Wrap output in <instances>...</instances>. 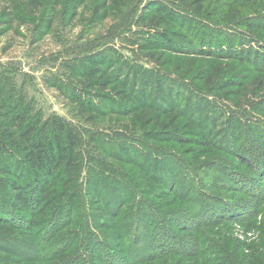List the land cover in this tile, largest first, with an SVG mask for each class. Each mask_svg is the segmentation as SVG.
Returning a JSON list of instances; mask_svg holds the SVG:
<instances>
[{"label":"trees","instance_id":"trees-1","mask_svg":"<svg viewBox=\"0 0 264 264\" xmlns=\"http://www.w3.org/2000/svg\"><path fill=\"white\" fill-rule=\"evenodd\" d=\"M110 16L145 26L132 56L160 66L75 59V124L0 75V264H264V0H98L84 20ZM167 51L206 59L175 75Z\"/></svg>","mask_w":264,"mask_h":264},{"label":"rangeland","instance_id":"rangeland-1","mask_svg":"<svg viewBox=\"0 0 264 264\" xmlns=\"http://www.w3.org/2000/svg\"><path fill=\"white\" fill-rule=\"evenodd\" d=\"M28 1L0 0V75L10 73L17 89L32 99L43 115L55 114L76 123L73 109L58 86L70 80L68 64H72L85 53L116 52L131 63L142 64L143 67L160 66L158 63L148 62L142 56L138 58L141 62L132 56L137 48L135 43L140 37L147 36L148 29L145 26H126L121 31L123 27H119L120 21L112 19L111 16L87 24L84 19L89 17L92 3L98 0H80L75 17L72 14V5L64 0L55 10L56 19L50 28L45 27L50 1L40 0L42 6L39 13H32ZM244 46L254 47L252 43L247 42ZM173 58L174 62L168 64ZM205 59L193 53L167 51L161 60L165 64L159 68L170 69L172 74L179 75L184 61H193L199 65ZM250 72L248 70V73ZM102 106L104 111H107L106 103ZM119 125L110 123L103 128ZM222 229L220 232L227 234V229ZM243 231V227L234 224L229 232L231 237L239 242L249 241L257 233L252 231L244 235ZM209 239L217 238L210 234ZM202 253L201 259L214 260L213 255H209L206 250L202 249ZM175 261L179 264H192L180 257H173L167 264Z\"/></svg>","mask_w":264,"mask_h":264}]
</instances>
